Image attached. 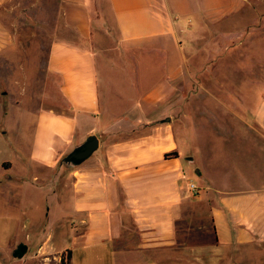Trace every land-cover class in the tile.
<instances>
[{
	"label": "crops",
	"instance_id": "0c3cea01",
	"mask_svg": "<svg viewBox=\"0 0 264 264\" xmlns=\"http://www.w3.org/2000/svg\"><path fill=\"white\" fill-rule=\"evenodd\" d=\"M93 1L98 17L86 0H0V105L14 68L28 63L48 101L27 157L51 173L89 133L98 136L90 156L56 172L70 177V214L50 215L47 196L67 185L53 188L45 176L43 204L0 212V264H59L68 247L70 264H171L192 245L179 235L191 228L193 245L216 263L233 264L238 249L264 260V192L215 186L203 169L196 187L173 114L158 108L185 66V30L253 0ZM261 116L263 129L247 122L264 134V107Z\"/></svg>",
	"mask_w": 264,
	"mask_h": 264
},
{
	"label": "rangeland",
	"instance_id": "374dc122",
	"mask_svg": "<svg viewBox=\"0 0 264 264\" xmlns=\"http://www.w3.org/2000/svg\"><path fill=\"white\" fill-rule=\"evenodd\" d=\"M181 38L185 66L174 84V96L162 101L163 106L158 108L173 114L170 118H174L186 172L196 187L203 183L196 169H203L215 186L264 192V134L257 131V127L263 129L264 1L253 0L221 19L194 23ZM27 65L24 70L14 68L9 95L1 99L0 212L14 211L19 205L43 204L45 189L38 183L45 176L53 188L60 183L67 185L62 190L55 188L62 196H47L50 215L60 218L62 212L70 214L72 208L70 177L67 172L62 173L64 180L57 177L64 163L59 159V166L50 173L52 169H42L27 157L38 113L48 102L38 89V69ZM247 120L257 129L252 131ZM3 159L11 160L12 165H2ZM63 169L68 171L66 166ZM196 232L191 228L184 236V230H180L184 243L192 245L176 249L171 264H227L225 259L214 262L212 250L202 252L193 245L199 240ZM250 255L238 249L233 264H264L262 258L250 259Z\"/></svg>",
	"mask_w": 264,
	"mask_h": 264
},
{
	"label": "water",
	"instance_id": "95a60500",
	"mask_svg": "<svg viewBox=\"0 0 264 264\" xmlns=\"http://www.w3.org/2000/svg\"><path fill=\"white\" fill-rule=\"evenodd\" d=\"M98 147V136L95 133H89L86 138L76 144L69 152L62 157V162L73 166L85 160ZM190 160H193L189 156ZM199 172V169H196Z\"/></svg>",
	"mask_w": 264,
	"mask_h": 264
},
{
	"label": "trees",
	"instance_id": "16d2710c",
	"mask_svg": "<svg viewBox=\"0 0 264 264\" xmlns=\"http://www.w3.org/2000/svg\"><path fill=\"white\" fill-rule=\"evenodd\" d=\"M86 6H87V11L90 17H98L99 13L94 5L93 0H86ZM174 153V151L166 152L165 155H170ZM15 255L21 254V251L14 250L13 252ZM70 257H71V248H65L60 256V261L59 264H70Z\"/></svg>",
	"mask_w": 264,
	"mask_h": 264
},
{
	"label": "built area",
	"instance_id": "2783aa9c",
	"mask_svg": "<svg viewBox=\"0 0 264 264\" xmlns=\"http://www.w3.org/2000/svg\"><path fill=\"white\" fill-rule=\"evenodd\" d=\"M191 187L195 189V185L193 183L191 184Z\"/></svg>",
	"mask_w": 264,
	"mask_h": 264
}]
</instances>
